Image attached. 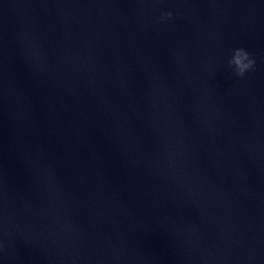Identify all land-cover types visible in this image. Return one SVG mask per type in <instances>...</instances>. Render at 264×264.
I'll use <instances>...</instances> for the list:
<instances>
[{
  "label": "water",
  "instance_id": "obj_1",
  "mask_svg": "<svg viewBox=\"0 0 264 264\" xmlns=\"http://www.w3.org/2000/svg\"><path fill=\"white\" fill-rule=\"evenodd\" d=\"M0 264H264V0H0Z\"/></svg>",
  "mask_w": 264,
  "mask_h": 264
},
{
  "label": "clouds",
  "instance_id": "obj_2",
  "mask_svg": "<svg viewBox=\"0 0 264 264\" xmlns=\"http://www.w3.org/2000/svg\"><path fill=\"white\" fill-rule=\"evenodd\" d=\"M171 12H167L161 17V20L172 17ZM254 64V61L249 58V54L243 49H236L234 51L232 59L229 61L230 66H234L236 74L243 76L247 70H249Z\"/></svg>",
  "mask_w": 264,
  "mask_h": 264
}]
</instances>
